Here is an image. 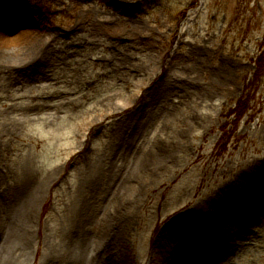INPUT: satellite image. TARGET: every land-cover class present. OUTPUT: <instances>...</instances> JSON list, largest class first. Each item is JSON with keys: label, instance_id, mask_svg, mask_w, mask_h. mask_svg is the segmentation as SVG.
<instances>
[{"label": "rangeland", "instance_id": "rangeland-1", "mask_svg": "<svg viewBox=\"0 0 264 264\" xmlns=\"http://www.w3.org/2000/svg\"><path fill=\"white\" fill-rule=\"evenodd\" d=\"M263 41L264 0H0V249L41 190L27 264L114 218L97 264H264Z\"/></svg>", "mask_w": 264, "mask_h": 264}, {"label": "bare ground", "instance_id": "bare-ground-1", "mask_svg": "<svg viewBox=\"0 0 264 264\" xmlns=\"http://www.w3.org/2000/svg\"><path fill=\"white\" fill-rule=\"evenodd\" d=\"M119 178L118 174L112 176L114 182ZM43 198V192L41 190L33 191L26 201L22 204L15 214L10 230L6 235H3L6 247L0 249V264H27L29 252L32 245L37 238V225L39 218V204ZM263 196L257 195V201H260ZM38 215V216H37ZM224 216L228 220H235L237 213L226 212ZM129 224V220L111 219L109 226L97 233V242L91 246L88 239L91 235L92 228L87 222L78 223L68 231L65 248L61 255L57 258L58 264H97L100 254L105 251L113 241L118 238L121 230L125 229ZM212 244V245H211ZM210 244V248L215 252L217 251V257L215 254L210 258L195 257L192 258L190 254H185L183 258L177 264H211L212 260L218 261L227 257L229 252L223 249L216 250L214 243ZM188 250H182V252ZM18 253H23L26 257L24 262L17 259ZM185 253V252H184ZM46 264H51L47 262ZM102 264H110L105 262Z\"/></svg>", "mask_w": 264, "mask_h": 264}, {"label": "trees", "instance_id": "trees-1", "mask_svg": "<svg viewBox=\"0 0 264 264\" xmlns=\"http://www.w3.org/2000/svg\"><path fill=\"white\" fill-rule=\"evenodd\" d=\"M262 47V52L259 57V64H257L256 71L254 73L253 79L250 83L247 84V90L248 93H245L239 101H237L235 107L232 109H229L226 118L227 121H231L232 124L238 125L240 121L245 117V115L248 112V106L250 102L253 99L254 93L256 91L257 85L260 83L261 78L264 76V41L263 44L261 45ZM233 118V120H231ZM227 122V123H228ZM224 135L226 136V130L225 128L223 129ZM227 153V147L225 146L221 152L219 157H222L224 154Z\"/></svg>", "mask_w": 264, "mask_h": 264}]
</instances>
